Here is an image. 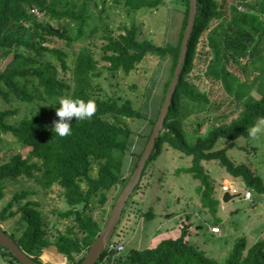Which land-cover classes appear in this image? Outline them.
Instances as JSON below:
<instances>
[{
  "label": "trees",
  "instance_id": "trees-1",
  "mask_svg": "<svg viewBox=\"0 0 264 264\" xmlns=\"http://www.w3.org/2000/svg\"><path fill=\"white\" fill-rule=\"evenodd\" d=\"M100 1L105 0H0V65L11 57L6 66L0 68V144H6L9 149L11 141L16 145L15 154L0 164V229L41 263L42 248L54 246L72 262L82 255L75 262L81 264L103 230L85 210L98 195L100 203L106 204V192L120 185L124 190L130 182L144 153L137 155L132 176L126 179L133 130L125 120H150L154 130L179 62L188 25L190 0H180L179 9L184 17L177 43L161 46L140 40L134 25L125 26L126 33L119 37L104 28L102 40L105 43L99 54L93 38L100 31L105 12V8H99ZM115 3L123 4L131 13H138L146 8H158L162 0H115ZM197 3V19L184 68L143 176L153 159L162 156L165 146L192 157V165L179 172L192 174L200 182L197 192L202 209L218 219L222 201L204 162H219L250 190L264 194V179L248 165L236 164L229 155L237 140L250 138L249 130L264 121V67L256 72L248 71L250 79L245 75L240 57L246 51L250 55L264 50V0L259 12H242L226 25L223 0H197ZM219 21H223V26H219ZM222 27H225L223 32ZM239 35L247 36L253 45L241 43ZM52 38L64 41L66 47L46 46ZM75 43L80 44L79 50L69 52L67 48ZM148 55L171 58L169 80L155 100L156 118L137 109L130 99L122 100L105 93L100 84L106 71L113 75L120 71L132 75ZM223 61L240 69L246 76L244 83L250 84L259 97L239 93L237 104L241 112L238 117L229 124H212L204 134L195 137L188 126L200 133V113L213 108L209 94L193 82L192 75L201 62H209L208 67L213 70ZM61 96L95 103L93 116L82 121L73 117L71 134L64 137L53 132L54 122L59 119L56 109ZM151 96L152 92L149 98ZM7 138L9 142L5 141ZM222 142H229V146L219 148ZM21 178L36 182L48 194L58 186L68 206L66 211L58 212V216L71 219L74 225L53 234L41 203L31 198L37 191L21 189L8 197V182ZM190 236L188 222L182 227L179 238L162 239L156 246L145 249H130L122 256L123 252L116 255L106 251L97 264H264V240L251 246L245 237L237 240L222 262L193 243ZM0 255L6 257L9 264H21L1 245Z\"/></svg>",
  "mask_w": 264,
  "mask_h": 264
},
{
  "label": "rangeland",
  "instance_id": "rangeland-1",
  "mask_svg": "<svg viewBox=\"0 0 264 264\" xmlns=\"http://www.w3.org/2000/svg\"><path fill=\"white\" fill-rule=\"evenodd\" d=\"M223 2H225L226 25L235 15H240L242 12H259L263 0H223ZM179 6L180 0H162L158 8H146L138 13H131L123 4H116L115 0L100 1L99 8H105V12L102 14L100 31L93 38L99 54L105 43L102 40L105 35L104 28L108 30L107 33L119 37L126 33L125 26L134 25L138 28L140 40H149L161 46L177 43L180 37L181 18L184 17V12L179 9ZM100 9L96 11L98 16ZM262 15L264 20V14ZM223 21H219V26H223ZM224 29L225 27H222L220 31L223 32ZM238 39L249 47L253 45L247 36L239 35ZM48 45L51 48L66 47L65 42L57 38H52L50 43H46V46ZM79 48L80 44L75 43L67 49L69 52H77ZM248 52L240 55L246 76H250L248 71L256 72V69L264 67V50L250 55ZM170 59L148 55L132 75H127L124 71L113 75L106 71L100 82L101 88L109 95H115L122 100H132L137 109L150 118H156L155 100L163 85L169 80ZM10 60L11 57L5 59L0 68L3 69ZM208 66H210L209 62L207 64L201 62L192 75L193 82L209 94L213 108L200 113L202 124L200 133L195 132L192 126H188V130L190 129L195 137L198 134H204L212 124H229L236 119L241 112L237 104L239 93L243 96L251 93L259 97L250 84L244 83L246 76L241 70L230 66L228 61L221 62L213 70ZM151 92L152 98H149ZM161 112L162 110L160 114ZM216 119L220 120L215 122ZM125 122L133 130L127 155L129 163L124 174L125 178L129 179L132 176L137 155L146 150L153 126L150 120L126 119ZM256 126H259L256 136L237 140L235 147L229 151V155L233 157L236 164L248 165L264 179V123L260 122ZM8 140L10 139H5V141ZM11 145L9 149L6 144H0V164L10 155L15 154L16 145L12 141ZM228 146L229 142H222L219 148ZM203 164L215 180L216 193L218 192L217 196L221 198V201L226 193L221 192L224 181L235 187L234 194L242 193V197L229 203L222 201L218 219H213L207 210L202 209L200 194L197 192L200 182L195 180L192 174L179 172L181 168L192 165V157L182 155L165 146L162 156L159 159H153L140 186L132 194L128 206L126 205L121 223L113 237L114 241H121L126 247L120 256L125 255L130 249L156 246L162 239L179 238L182 227L188 222L191 226L190 240L222 262L227 259L237 240L245 237L249 246L264 240V194L250 190L243 180L234 178L219 162L211 161ZM8 186L6 191L8 197H12L21 189L38 192L31 198L41 203L50 221L53 234L65 231L68 226L74 225L71 219H62L58 216V212L68 209L58 186L49 194L41 185L24 178L9 181ZM122 191L123 186L120 185L106 192L108 201L104 205L100 203V195H98L85 211L104 228ZM247 191H252L249 200L245 199ZM148 215H151L150 219ZM46 250L64 256L66 264H75L82 256H77L76 261L72 262L59 253L56 247H44L40 258L46 264H51L44 259ZM0 264H9L8 259L0 255Z\"/></svg>",
  "mask_w": 264,
  "mask_h": 264
},
{
  "label": "water",
  "instance_id": "water-1",
  "mask_svg": "<svg viewBox=\"0 0 264 264\" xmlns=\"http://www.w3.org/2000/svg\"><path fill=\"white\" fill-rule=\"evenodd\" d=\"M197 6H198L197 0H190V14L188 19V25L182 42L179 62L175 70L171 85L169 87L166 100L162 108V112L159 115L158 121L156 123V126L154 127L152 136L149 140L146 150L142 158L140 159L138 167L136 168L130 182L127 184V186L122 191L120 197L118 198L106 222L105 227L103 228V230L101 231V233L99 234V236L97 237V239L95 240L89 251L87 252L81 264H97L100 261L103 254L107 251L108 244L113 239L116 230L119 224L121 223L122 216L129 199L131 198L132 194L135 192V189L141 183L144 169L153 153V150L156 145V140L164 128L165 119L168 114L169 107L172 103L173 94L177 88V85L179 84L180 75L184 68V64L187 57L189 40L191 38L193 29L196 24L197 9H198ZM239 197H242V193L233 194L231 192H226L222 197V201L224 203H229L232 200ZM0 245L11 251L12 254L20 261L21 264H46L45 262L42 263L37 262L31 255L25 252L18 245V243L15 241L14 238H12L2 229H0Z\"/></svg>",
  "mask_w": 264,
  "mask_h": 264
},
{
  "label": "clouds",
  "instance_id": "clouds-1",
  "mask_svg": "<svg viewBox=\"0 0 264 264\" xmlns=\"http://www.w3.org/2000/svg\"><path fill=\"white\" fill-rule=\"evenodd\" d=\"M57 104L60 105L56 109V114L59 119L54 122L53 132L60 137L71 134V120L73 117L82 121L90 119L95 112V103L92 100L84 101L79 98L73 99L71 97L61 96ZM258 130L259 126L252 127L249 130V135L255 137Z\"/></svg>",
  "mask_w": 264,
  "mask_h": 264
},
{
  "label": "built area",
  "instance_id": "built-area-1",
  "mask_svg": "<svg viewBox=\"0 0 264 264\" xmlns=\"http://www.w3.org/2000/svg\"><path fill=\"white\" fill-rule=\"evenodd\" d=\"M37 15L42 16V14L38 11H36ZM221 192H231V193H235V187L230 186L229 183L225 182L223 183V185L221 186ZM252 196V191H247L245 193V199L249 200L251 199ZM219 230V229H218ZM125 245L122 244L121 242L119 243L118 241H114L113 239L110 241V243L108 244V248L107 251L109 253H115L116 255L121 254L124 250H125Z\"/></svg>",
  "mask_w": 264,
  "mask_h": 264
},
{
  "label": "bare ground",
  "instance_id": "bare-ground-1",
  "mask_svg": "<svg viewBox=\"0 0 264 264\" xmlns=\"http://www.w3.org/2000/svg\"><path fill=\"white\" fill-rule=\"evenodd\" d=\"M44 259L51 264H66V258L64 256L56 254L51 250H46Z\"/></svg>",
  "mask_w": 264,
  "mask_h": 264
}]
</instances>
